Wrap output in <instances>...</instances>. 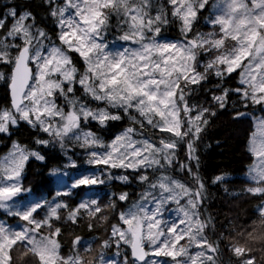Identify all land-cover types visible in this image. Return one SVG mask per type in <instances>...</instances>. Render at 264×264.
Wrapping results in <instances>:
<instances>
[{
    "label": "snow or ice",
    "instance_id": "snow-or-ice-1",
    "mask_svg": "<svg viewBox=\"0 0 264 264\" xmlns=\"http://www.w3.org/2000/svg\"><path fill=\"white\" fill-rule=\"evenodd\" d=\"M113 28V45L124 42L116 50ZM0 83V134L28 133L0 163V210L19 222L0 221V245L24 236L29 247L60 209L79 223L74 214L90 200L113 201L121 210L105 264H213L216 245L206 239L178 250L184 220L164 213L178 212L181 198L196 207L184 192L201 206L210 189L227 195L230 170H203L204 152L226 142L205 141L222 122L251 121L244 192L264 199V0H0ZM123 123L130 126L119 131ZM30 161L46 170V195L23 184ZM133 184L143 216L131 210ZM164 220V230L151 231ZM14 260L0 251V264Z\"/></svg>",
    "mask_w": 264,
    "mask_h": 264
},
{
    "label": "trees",
    "instance_id": "trees-1",
    "mask_svg": "<svg viewBox=\"0 0 264 264\" xmlns=\"http://www.w3.org/2000/svg\"><path fill=\"white\" fill-rule=\"evenodd\" d=\"M199 29L207 32L210 28L201 21ZM166 35L174 36L175 32H168ZM72 55L75 56V54ZM77 66L80 67L79 64ZM3 106H5V89L0 83V107ZM126 126L130 125L123 123L119 131ZM251 130V121H244L241 124L222 122L216 128L211 129L209 136L205 138L206 143H210L217 136L226 140L222 150L217 149L213 144L204 152L203 170L205 173L227 167L234 178V182L227 186V195L224 192L210 189L205 204L200 205L198 210L206 223L207 240L219 246L220 250L216 259L220 264H243L249 257L251 264H264V234L260 233V230H264V213L261 212L264 199L246 195L244 192L247 183V167L251 162L245 145ZM145 131L149 136H153L149 129L146 128ZM12 140L27 144V131L18 132L11 139L0 134V159L11 149ZM23 184L25 187L30 186L36 194L46 195L52 188L46 170L42 169L38 162L31 161L25 167ZM140 191L141 189L136 184L128 189L133 204L137 201L136 198ZM93 208L96 210L93 211ZM120 210L119 203L113 201H106L101 206L90 204L89 208H82L74 214L79 217V223H68L64 219L67 210L62 208L59 212V221L54 220L50 226L43 227L40 231L51 232L54 235L57 224L61 225L59 233L55 234L61 246V252L64 255L73 253L76 245L74 241L80 237V245L84 247H77L79 254L85 257L91 253L92 260H94L98 254L110 253L109 245L112 243L110 232L112 225L116 223L114 216ZM0 217L13 225L19 223L15 218L8 217L2 212H0ZM89 226H91V231H89ZM82 241L91 243V247L85 248ZM11 251L15 258L14 264H21L23 252L24 259L25 257L27 259L26 264H43L22 244L15 245Z\"/></svg>",
    "mask_w": 264,
    "mask_h": 264
},
{
    "label": "rangeland",
    "instance_id": "rangeland-1",
    "mask_svg": "<svg viewBox=\"0 0 264 264\" xmlns=\"http://www.w3.org/2000/svg\"><path fill=\"white\" fill-rule=\"evenodd\" d=\"M209 2H216L218 5L223 4V0H209ZM153 10V14H154ZM111 24L115 25L116 23V17L113 16L111 17L110 20ZM211 29H209L208 31H210ZM118 35L117 31L115 30V28H113L109 35H108V40H109V48L116 50V46H121L123 45L124 42H121L119 40L115 41V45H113L112 40L113 38ZM10 151V150H9ZM9 153V152H8ZM7 153V154H8ZM5 154L3 157H1L0 159V163H3V158L7 155ZM76 159L81 160V157H76ZM82 168H87L86 165L81 164ZM25 170V169H24ZM80 169H68V171L70 173H76L78 172ZM90 170V169H89ZM24 174V172H23ZM179 176L180 174H174ZM23 179V177H22ZM183 197H187L193 204H196V207H191V206H187L184 204L183 202V198H181L178 201V212H173V211H166L164 213V216L166 219H170L173 222L175 221L176 217L182 216L183 220H184V232L182 233L183 236L186 237L185 240L183 241H179L178 240V250H179V244H183V247L185 249H192L193 251L195 250L193 248V245L200 239H206V234H205V230H206V223L204 222V220L201 217V214L199 213V203L196 199H194L190 194H188L187 192H184ZM205 196V192L203 190H201L200 192V197H204ZM23 200V198H20ZM142 201H136L132 206H131V210L136 212L138 216H143L144 213L147 211V208H145L144 210H139L138 208L135 207L136 204L141 203ZM90 204H94L91 200L89 201L88 207L89 208ZM264 206V203L263 205ZM61 210V209H60ZM0 212L4 213L3 210H0ZM60 212V211H59ZM261 212L264 213V207H261ZM0 221H4L6 223H8L7 221L3 220L0 217ZM9 225H13L8 223ZM167 224V220L161 221L160 224L154 228L151 229V231H155V232H159L161 230L165 229V226ZM179 227V225H178ZM150 231V229L145 228V232ZM42 232V231H41ZM261 235L264 234V230H260ZM24 240V236H19L17 237L16 241L14 242L13 240H9L7 237H5L4 242L2 245H0V251L3 252L4 257L6 258L8 255V251L11 250L15 245L17 244H21L20 241ZM112 241V239H111ZM209 241V240H207ZM145 243H148L147 240L144 241ZM210 242V241H209ZM81 241L75 245V249L73 250V253H69L64 255L61 252V246L59 244V242L57 241L55 235H52V233H48V232H42V235L39 237L33 236L32 240L29 241V244L31 246L29 247H25L28 251H30L33 255H36L41 263L43 264H105L103 257L104 256H111L112 252L115 251V249L110 250L109 254L106 255H97L94 260L93 256L91 253H89V255L87 254L85 257L83 255H80L78 252V246H80ZM82 243L85 244V248H90L91 247V243L89 242H85L82 241ZM108 245V244H107ZM219 246H216L215 249V257L217 258L218 252H219ZM125 249L122 247L120 249V254L123 255L124 254ZM25 252H27L25 250ZM23 259L21 260V264L22 262H24V264H26L27 259L25 257L24 259V252H23ZM26 256V253H25ZM64 257H68L69 259L65 260ZM22 258V257H20ZM215 258L213 264H220L218 262V260ZM19 261V260H17ZM248 260H246L243 264H246ZM204 264H208V261L205 260Z\"/></svg>",
    "mask_w": 264,
    "mask_h": 264
}]
</instances>
